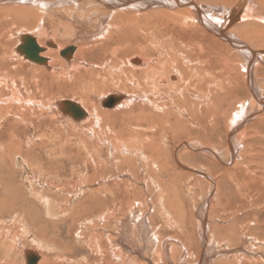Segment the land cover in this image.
<instances>
[{"label": "rangeland", "instance_id": "rangeland-1", "mask_svg": "<svg viewBox=\"0 0 264 264\" xmlns=\"http://www.w3.org/2000/svg\"><path fill=\"white\" fill-rule=\"evenodd\" d=\"M204 1L208 6L210 5L209 2ZM218 6L219 8H224L223 11H225V9H229L230 5L223 6L219 4ZM24 27H16L13 30V35L9 38V46L11 48H14L16 44H20L21 40L18 37L17 30ZM176 30L174 32L177 37L183 38L185 42L188 41V38L193 37L191 31L183 37ZM50 31L52 32V30ZM69 31L71 32L68 33L69 35H62L64 34L62 32L61 34L52 33L45 36L36 34L40 37L42 43L51 39L55 44L60 43L64 47L80 46L83 45L82 42H95V37H92L91 34L79 39L72 33V29ZM197 33L200 36L198 38L195 35V39H200L201 33ZM142 34L145 36L144 33ZM232 34L236 33L233 32ZM136 37L138 38L135 39L134 45L126 50L119 51L118 62L119 60H124L128 63L130 57L138 54L144 55L143 57L145 58L152 57V60L156 57L153 63L155 65L160 64L159 68L161 69L167 68L169 70L173 67L174 61L183 59V57L179 56L180 54L185 53L186 56L184 55V57L191 59V61L195 59L191 55L189 45H186L184 52H182L180 48L184 45L177 38L175 41L177 40L178 42H172L170 46L167 45L169 46L167 50L166 48L164 49L165 46L161 47L158 45L159 43L154 42L152 43L153 45L148 46L150 48L144 49L145 53H142V48L137 45L139 44L142 47L140 43L143 45L144 41L142 40L144 38L142 39L141 36ZM243 37L246 41L249 38L248 44L250 43V47H253L254 38L244 34ZM236 39L242 44L246 43L240 37L237 38L236 36ZM180 40L182 41V39ZM205 40V45L208 44L205 48V57L216 56L217 53L228 55V52L226 53V50L221 48L222 45L220 43L215 44L206 38ZM124 41L122 45L128 42L126 39ZM175 49L180 51L177 52ZM262 50H264V47ZM101 53V50L96 48L89 54V58L85 60L94 62L93 64L95 65L90 66V68L93 71L100 69L98 72L102 74L95 76L93 79L94 85L93 83L90 85L87 82H85V85L81 83H78L79 85L72 84L71 76L65 74H60L58 82L55 83H52L51 79H49L48 87L46 86L43 90L34 87V83L31 84L30 82L29 85L32 87H29V90L20 85L21 93L19 94L40 97L38 101L41 102V106L45 103L47 107H34L36 109L34 111V108H31L32 106H25L20 111V117L16 116L17 111H11L14 115L7 117L8 123L0 128V142L4 143L7 138H10L11 134L15 135L16 142H20L23 145L22 149H11V159H0V161H3L4 167L9 166L4 168V174L15 175L16 182L18 181L21 184L19 188L16 187L10 190L9 194L5 196V203L0 197V264H27L26 257L30 254L39 258H49L48 264H173V262L176 264H200V262L202 264H264V182L250 184L252 187L248 190V181L252 180L251 177L248 178V171H252L249 168L253 167L252 169H254L256 164L255 169L251 173L255 172L259 176L262 173L264 174V87L258 90V96L261 98V103H263V107L261 106L260 110L257 108L258 102L256 100L254 102L252 95L249 96V89L248 93H246L243 84L239 88H234L233 84H230L229 71L227 72L228 66L225 63H221L220 60L214 58L215 60H213L212 64L215 63V65L210 64L206 65L207 67L205 65L198 67L201 70L203 69V71L200 69L196 70L198 73L200 71L199 75L201 76L199 77L194 73L196 65L185 59L184 65L193 68L191 74L193 79L191 77L190 81L186 80L189 90L187 92H184L183 89L174 91L170 85L172 86V83L176 81H170V83L164 84V87L163 84L157 83V86H161L158 93L153 91L150 81H144L145 86L141 85V83L137 84L133 74H131L132 72L124 71L127 67H131V64H129L131 66H127L126 62L121 61L117 63L116 69H112L115 66L113 64L115 61L111 58V54ZM244 53L248 54L245 50ZM170 55L172 56L171 59ZM256 55L259 58L258 64H264L262 54L257 53ZM106 56L107 58H105ZM167 56L169 60L165 59ZM247 56L249 58V54ZM232 58L233 64L236 66L237 63L238 65L241 64L239 67L237 66L238 76L245 78L247 70L243 64L244 60L236 55L233 58L234 60ZM256 59L254 60L255 65L251 69V81L257 84L256 78H258L260 80L263 79L261 83H264V68L263 71L256 72V66H258ZM13 62L17 64L18 59H13ZM104 63L106 65L109 64L112 68L109 65L105 66ZM220 64L221 66H219ZM263 64L260 65L262 66ZM23 65L21 69L24 71L28 69L29 77H31V73L35 69L26 64ZM79 67L85 68L86 66L79 65ZM75 70L77 71V69H73V71ZM111 71L112 73H110ZM84 73L86 75L82 79L89 80L87 77L90 76L85 71L82 74ZM255 75L256 77H254ZM239 77L237 82L240 84L242 80ZM123 81L126 82V85ZM197 81H199L200 85H198ZM210 81L214 83V87ZM128 83L130 85H127ZM186 83L183 82V86ZM210 83L211 85H209ZM223 84H227L225 87H231V89L221 88ZM79 86L80 90H77ZM192 88L196 89V91ZM148 89L149 92H146ZM120 92L128 93L134 97L130 101L131 106L118 107L114 110L100 107L103 110H96V112L103 114V117L97 123H90L91 121L87 120L90 116L86 117V115L84 116L86 122L79 121L82 117H70V115L67 117L63 113L61 106L55 105L61 104L63 101L75 102L81 108L82 104L87 106L93 102L100 105L104 95L111 93V95H117ZM143 92L145 96L150 98L151 102L145 98L138 97ZM179 92L180 95L178 94ZM160 93L162 94L159 95ZM167 93L169 94L168 96ZM176 97H178L177 101L175 100ZM196 101L200 102L199 108L194 103ZM219 101H221V104ZM53 103L56 107L53 106ZM164 103L167 104L165 105ZM138 105L139 108H136ZM163 105H165V108ZM186 105L190 106V108L188 109ZM162 107L165 109L163 113ZM167 107L171 109H167ZM147 108L155 110V112L153 111L154 119L161 118V115L162 118H165L166 115V125L171 127V129H166L164 133L166 136L161 141L162 147L160 146L155 152L154 150L151 152L148 149L150 147H147L146 154H153V157H159L160 161L158 163H151L147 160V157H142L145 156L144 151H142L143 155L138 156L139 159L129 150L127 151V145L117 146L115 144V139H120L115 131L119 130L122 133L124 132L123 137L127 138L128 142L132 143L133 141L135 143L137 141L136 143L138 144L142 140L143 142L140 141L139 146L141 145L144 149H146L145 146H150L151 140L146 137L147 133L151 134L155 130L160 133V127L151 129L150 126H147V121L141 120L142 122H140V118L137 119L135 116L136 114L151 113ZM141 109L146 112H141ZM179 109L183 111L181 112ZM114 111H117V113L122 111L124 117L111 116ZM189 111L190 114L193 113L197 116H190L188 114ZM246 111L248 113L254 111V113L250 114L242 125L241 117H246ZM171 114L174 115L172 116ZM217 116L220 118L218 119ZM122 120H124V123L121 122ZM180 123L184 125L182 124L181 126ZM14 125L18 127L16 131L12 130ZM189 125L191 127H188ZM139 130L143 132L141 133ZM138 132L143 134L137 135L139 141L136 136ZM40 133H44L41 134L43 136L42 139L37 137ZM47 133H52V137L49 138L46 135ZM227 133L229 138H231V144L236 153L234 162L227 159L230 156L227 147ZM132 136L133 138H131ZM134 136L137 139L135 141ZM144 137L146 138L143 139ZM183 143L190 144V146L194 145L196 149L185 148ZM53 145H55L57 153L52 154L49 148H52L51 146ZM198 146H208L214 149L218 157L214 156V158H211L212 154L208 150L198 151ZM14 150H20V154L15 153ZM176 156L183 165L175 160ZM24 158H28L35 163L38 170L27 165ZM128 158L131 159V162ZM133 158L134 160H132ZM23 160L24 165L22 164ZM52 161L55 162L50 163ZM127 161L130 164H127ZM236 161L243 163H238L236 167H233ZM252 161L255 163H252ZM9 162L11 163L9 164ZM130 165L133 167L130 168ZM161 166L166 167V169L162 170ZM194 170L199 172L197 173ZM200 172L210 175L217 186L215 184L213 186L212 182L210 183L209 179L200 174ZM89 175L95 178L91 180ZM93 175L95 176L93 177ZM62 184L65 185L63 186ZM152 185L153 187L151 188ZM16 190L18 191L16 192ZM211 191H213L212 195ZM207 200H209V205L205 211ZM116 204H118L117 207H115ZM206 213L208 216L205 228L207 242L203 243L204 229L201 226V222L202 217ZM46 220L48 223H46ZM50 221L51 223L53 221V225L49 223ZM104 226L110 229H106ZM119 228H121V231L124 229L125 233H128L126 229L132 230L130 238L126 237L123 246L118 242L112 243L110 240L111 237L116 236L115 233L119 231ZM132 236H135V239L143 243L144 250L136 249L138 245H132ZM101 243L104 246L103 250L98 247V244ZM102 251H104L103 254ZM166 252H168L167 256Z\"/></svg>", "mask_w": 264, "mask_h": 264}, {"label": "bare ground", "instance_id": "bare-ground-1", "mask_svg": "<svg viewBox=\"0 0 264 264\" xmlns=\"http://www.w3.org/2000/svg\"><path fill=\"white\" fill-rule=\"evenodd\" d=\"M206 1L209 2V4L211 6L210 5L208 6L204 0H0V128L2 127V125L6 126V124L8 123L7 117H10V115H14V113H12L11 111H17L16 116L20 117V114H21L20 111L25 106H32L31 108L42 107V106L47 107V105L45 103L41 106V102L38 101V100H40V97L38 98L35 96H31L32 97L31 98L30 95L23 96V95L19 94V93H21L20 92L21 91L20 85L24 86V88L26 90H29L28 88L32 87L31 85H29V82H30L31 84L34 83L33 84L34 87H36V88L38 87L40 90L41 89L43 90V88H45L47 86L49 79H51L50 81L52 83L58 82L57 80H59L58 76L60 74H62V75L65 74L67 76H71L72 84L79 85L78 83H81V84L85 85V82H87L88 84L92 85L93 79L95 78V76L96 75L100 76L102 74L98 72V70L100 71V69H97V71H93V69L90 68V66L95 65V64H93L94 62L85 61L86 58H89L88 57V56H90L89 54H91V52L93 50H96V48L97 49L99 48L103 54H107V53L111 54V58L113 59V61H115L113 63L115 66H113V68H112L109 64H107V65H109L112 69H116L115 67H116L117 63L124 61V60H119V62H118L119 51L123 50V49L126 50L128 47L130 48L132 45H134L135 39L138 38L136 36H141L142 39L144 38L142 40V41H144L143 42L144 46L142 45V43H140V45L142 47H140L139 44L137 45L139 48H142L141 49L142 53L143 52L145 53L144 49L146 50L147 47L149 45H153L152 43H154V42L159 43L158 45H160L161 47L165 46L164 49L166 48V50H167V47H169L172 44V42L177 43L179 41V42H182L184 45V46L181 45L182 47L180 48L182 50V52H184L183 50H184L185 46L189 45L190 46L189 48H191V49H189V48L188 49L191 51V55H193L195 58L193 61H191V59L189 60L186 57H184L185 53L182 55L180 54L179 56L183 57L184 60L181 59V61H180V59H178V61H174V65H172L173 67L168 70L167 68L161 69V68H159L160 64L155 65L153 63L154 59L156 57L152 60L151 59L152 57H149V56H148L149 58H147V57L145 58V57H143L144 55L141 56L138 54L135 56H132L128 59V63H127V61H124V63L126 62L127 66L132 65L131 67H127L124 71H127L128 73L132 72L131 74H133V77L135 78V81L137 82V84L141 83V85H144L145 82L150 81L152 84L151 87H152L153 91L158 92V91H160L161 86H157V83H160V85L163 84V87H164V84L170 83V81L171 82L176 81V82L172 83V86L170 85L171 89L174 91H176L178 89H183L184 92L185 91L187 92V90H189V87L187 86L186 80H189V81L191 80V77H192L191 74H192L193 68L188 67V66L186 67V65H184L185 59L188 60V62L190 61V63H194V65H196L194 73L200 77L201 76V75H199L200 71H199V73H198V71H196L197 69L198 70L200 69L198 67H202L204 65L205 66L210 65L214 62L213 61V60H215L214 58H216V59L220 60L221 63H225L228 66L227 72L229 71L228 75H230V76H228V77L230 80V84H233L234 88H236V87L239 88V86L242 87L241 84H243L244 89L246 90V93H248V89H249V91H250L249 96L252 95V98H254L253 99L254 102H255V100L258 102L257 108L260 109L261 106L263 107L262 104L264 102L261 103L262 101L260 100L261 98L258 96V90H260V88L263 89L264 83H261V81L263 82V79L260 80L258 78H256L257 84H254L255 82L251 81L252 80L251 79V74H252L251 69H252L253 65H255L254 64L255 58H257L256 59L257 64L259 62V60H258L259 58L256 55L257 53L262 54V56L264 57V50H262V48L264 47V0H206ZM219 4L223 5V6L224 5H230V6L228 7L229 9H225V11H223L224 8L223 9L219 8V6H218ZM211 7H212V9H211ZM22 26H25V27L23 29H18V30L16 29L18 32V37L21 40V42L19 45L16 44L14 48H11L9 46V38L13 35V30L16 27H22ZM177 28H178V30H176ZM70 29L73 30L72 33L75 34V36L79 39L84 38L85 36H89V34H91L92 37H95V42H93V43L82 42L83 45H80V46H75V47L66 46V47H64V45H61L60 43L55 44L51 39L49 41H45L44 43H42V41L40 40V37H38V35L45 36V35L52 34V33L61 34V32L64 33L62 35H69L68 33H71L69 31ZM50 30H52V32ZM174 30H176V32L178 34H181L183 37L186 36V34L191 31L193 34V37L188 38V41L185 42V40H183V38L177 37ZM34 31H35V33H34ZM86 32H90V33H86ZM197 32L201 33L200 39H195V35H197L196 37L200 36ZM233 32L236 34L233 35L232 34ZM31 33L32 34L34 33V34L32 35ZM36 33H38V35ZM142 33H144L145 36ZM243 34L250 37V38H254L255 42L254 43L252 42V46L255 48L250 47V45H249L250 43L248 44V40H250V39L248 38V40L246 41L245 38L243 37ZM236 36H237V38L240 37L241 39H244L245 40L244 42H246V43H243V44L240 43L238 41V39H236ZM29 38L34 39L36 42V45L40 48L38 55L41 58L45 59L43 62L33 60L30 56L26 55L27 50L29 49L30 46L35 47V45L32 42L28 41ZM176 38H177V40L179 39L178 41L176 40L177 42L175 41ZM205 38L212 41L215 44L220 43V45H222L221 48L225 49L226 53L228 52L227 53L228 55L218 54L216 51V53H217L216 56L205 57L204 56L206 54L205 48H206V45H208V44L205 45V41H206ZM125 39L128 42H126L127 44L122 45L123 41ZM180 39H182V41ZM25 44H27V48L25 47ZM55 45H57V46H55ZM167 45H169V46H167ZM49 46H51V47H49ZM137 46H135V47L138 48ZM175 46L177 47V45H175ZM214 46H216V45H214ZM257 46H258V49L256 50ZM148 48H150V47H148ZM177 48H179V47H177ZM73 49H75V50H73ZM154 49L157 50L158 47H157V49L156 48H154ZM171 49H172V47H171ZM219 50H220V48H219ZM244 50L246 52H248L249 58L247 56L248 54L244 53ZM172 51H174V50H172ZM179 51H177V52H179ZM190 51H188V52H190ZM177 54H179V53H177ZM210 54H209V56H210ZM202 55H203V57H205V59H203ZM235 55L238 57H241V59L244 60L243 64L245 65L246 70H247L246 76L244 75L245 78H240L237 74V72H238L237 66L239 67V65H241V64L238 65V63H237V66L235 64H233V61L231 60V58H232V56H233V58H235ZM105 58H107V56ZM171 58H172V56L170 57V59ZM13 59H18V63L17 64L14 63ZM165 59L169 60L168 56ZM173 59H177V58H173ZM260 59H263V58H260ZM163 61H164V59H163ZM239 61H241V60H239ZM164 63H165V61H164ZM23 64H26V65L30 66L31 68L33 67L35 69V71H37V70L38 71L37 72L33 71V73H31L32 76L29 77L30 74H29V71H27L28 69H26V71L21 69V66H24ZM100 64H101V61H100ZM129 64H131V65H129ZM260 64H263V63H260ZM260 64H258V66ZM79 65H85L86 67L80 68ZM107 65L105 64V66H107ZM118 65H120V64H118ZM212 65H215V63ZM100 66H102V65H100ZM161 66L163 68L162 64H161ZM219 66H221V64ZM258 66H256V72L257 73L261 72V70L263 71L264 64L262 66L260 65V67H258ZM216 67H218V66L216 65ZM242 68H240V69H242ZM73 69H77V71L76 70L73 71ZM94 70H95V68H94ZM206 70H207V68H206ZM83 71H85L90 76V77H87V78H89V80L82 79V77L84 75H86L85 73L82 74ZM201 71H203V69ZM209 72H211V71H209ZM223 72H224V70H223ZM110 73H112V71ZM194 73H193V75H194ZM125 74H126V72H125ZM238 77L242 80V83H240V84L237 82ZM254 77H256V75ZM196 78H198V77H196ZM212 78H215V77H212ZM212 78H211V81H212ZM221 78H222V75H221ZM192 79H193V77H192ZM214 80H216V79H214ZM214 80H213V82H214ZM246 80H248V81L246 82ZM124 81H126V80H124ZM135 81H134V84H135ZM179 81H181L180 84H178ZM182 81L186 83L185 86H183ZM201 81H203V80H201ZM224 81H225V79H224ZM197 82H198V85H200L199 81H197ZM213 82H211V83L213 84V87H214L215 82L214 83ZM113 83H115V82H113ZM211 83L209 85H211ZM40 84H41V86H40ZM94 84L95 83H93V85ZM124 84L126 85V82H124ZM195 84H194V86H195ZM227 84H223L224 86L222 85L221 88L225 89L226 88L225 85H227ZM62 85H63V83H62ZM127 85H130V84L128 83ZM141 85H139V86L141 87ZM219 85H221V84H219ZM68 88H69V86H68ZM78 88L79 89H77V90H80V86ZM194 88H192V89H194ZM221 88H220V90H221ZM227 88L231 89V87H227ZM227 88H226V90H227ZM47 89H49V88H47ZM86 89H87V87H86ZM198 89H199V87H198ZM209 89H210V87H209ZM166 90H167V87H166ZM194 90L196 91V89H194ZM169 91H170V89H169ZM174 91H173V93H174ZM216 91H218V90H216ZM141 92H142V90H141ZM146 92H149V89ZM221 92H222V90H221ZM91 93H92V91H91ZM261 93H263V91H261ZM3 94H6V95H3ZM111 94L104 95L102 97L103 100H102V103H100V105H99V103L93 102L87 106L82 104V108H81L78 104H76L74 102L78 107H80L82 109V111H78V112L75 110H72V112L74 114L71 112L70 109H68V110L65 109L66 108L65 107V101H63L61 104H55V105L61 106V108L63 109V113L67 117H69V115H70V117L71 116L77 117V118L82 117L81 119H79V121L80 122H86V120H84V116L86 115V117L90 116L89 118H87L88 121H91L90 123H97L99 121V119L102 120L103 114L96 112V110H100V111L103 109L114 110L115 108H118V107L124 108L126 106H129L131 104L130 101L133 100V98H134L132 95H129L128 93H125V92H120L117 95H111ZM161 94L162 93H160L159 95H161ZM178 94L180 95V92ZM226 94H228V93H226ZM164 95H165V93H164ZM168 95L169 94L167 93V96ZM171 95H173V94H171ZM196 95H198V94H196ZM91 96H92V94H91ZM148 96L150 97V95H148ZM109 97H116L118 100H116V103L112 106L108 105V104L105 105L104 101L107 100V98H109ZM138 97L145 98L147 101L151 102L150 98L145 96L144 92L141 93V95H138ZM165 98H167V97H165ZM169 98H171V97H169ZM177 98L178 97H176V99H175L176 101H177ZM159 100H161V99H159ZM187 100H189V99H187ZM110 101L114 102V99L112 98ZM161 101H163V100H161ZM221 101H219L220 104H221ZM86 102H87V100H86ZM126 103H128V104L124 105ZM194 103L199 108L200 102L196 101ZM156 104H158V103H156ZM172 104H174V103H172ZM55 105L53 103V106H55ZM165 105H163L164 108H165ZM245 105H243V106H245ZM252 105H255V104H252ZM100 107H102L103 109H101ZM180 107H181V105H180ZM186 107L188 109L190 108V106H188V105H186ZM201 107H202V105H201ZM43 108H45V107H43ZM136 108H139V105ZM182 108L184 109L183 106H182ZM147 109H149V111L151 113L143 114V115L142 114H139V115L133 114V115H135L137 117V119L140 118V122H142L141 120L147 121L148 125L146 123L145 124L147 126H150L151 129L153 127L154 128L160 127V130H161V131H159L160 133L156 132V130H155V132H153L151 134L147 133L146 137L148 139L150 138V140H151L150 146H145L146 149L141 147V145L139 146V143L142 140L139 141V137L137 135H139V134L143 135V134H141L143 132L141 130H139V131H141V133L140 132H138L137 134L135 133L137 136V139L139 141L137 144L136 143L137 141L135 143H133L132 140H131L132 143L128 142V139L123 137L124 132L122 133L121 131L115 129L116 130L115 132L118 133V135H119V136L118 135L117 136L120 138L119 139L117 137L119 140L114 138L115 144L117 146L127 145L126 146L127 151L129 150L130 152H132L134 154V156L136 155L137 158H139L140 155H143L142 151H144L145 156H142V157H145V158L147 157V160H149L151 163H153V162L158 163V161H160L159 157H153V154H146L147 153V147H150L148 149L151 152L153 150H154V152L157 151L158 148H160V146L162 147L161 141L163 140L164 136H166V134L164 135V133L166 132V129H171V127L166 125V123H167L166 115H165V118H162V115H161V118H156L157 119L156 120L153 118L155 110L154 109L150 110V108H147ZM162 109H163V107H162ZM167 109H171V108L167 107ZM204 109H206V108H204ZM122 110H125V109H122ZM164 110L165 109H163L162 113L164 112ZM179 110L181 112L183 111L181 109H179ZM220 110H221V108H220ZM251 110H253V109L251 108ZM34 111H36L35 108H34ZM172 111H174V110L172 109ZM176 111H178V110H176ZM3 112H5V113H3ZM42 112H44V111H42ZM121 112L122 111H120V113H117V111H114V113H111V116L113 115L114 117L115 116L124 117L123 112L122 113ZM141 112H143L142 109H141ZM145 112H143V113H145ZM199 112H200V110H199ZM209 112H210V110H209ZM222 112H224V111H222ZM231 112H233V111H231ZM168 113H169V110H168ZM253 113H254V111L251 113L247 112L246 117H243L244 120L242 117H241L242 120L239 119V120L243 121L242 125L247 120V118L250 116V114H253ZM188 114L192 117L197 116V115H194L193 113L190 114V111ZM171 115L173 116L174 114H171ZM136 117H134V118H136ZM217 117H216V119H217ZM236 117H237V115H236ZM219 118L220 117H218V119ZM174 119H176V118H174ZM75 120H77V119L75 118ZM123 121L124 120H122L121 122H123ZM138 122H139V120H138ZM173 122H174V120H173ZM136 123H137V121H136ZM11 124H13V123H11ZM182 124L183 123H180L181 126H182ZM138 125H140V124H138ZM190 125H191V123H190ZM190 125L188 127H191ZM181 126H179V127H181ZM212 126H214V125H212ZM173 127H175V126H173ZM16 129H18V127H16L14 125L12 130L16 131ZM134 129H132V130H134ZM142 129L146 130L144 128H142ZM137 130H138V128H137ZM127 133H128V131H127ZM9 134H10V132H9ZM41 134H44V133L38 134L37 137H40L42 139L43 136ZM46 135L49 138L52 137V133H47ZM150 135H153V136H150ZM136 136H134L135 137L134 141L137 140ZM146 137H144L143 139H145ZM227 137H228V141H227L228 146L227 147L229 149V155H230L227 157V159H230L234 162L236 159L235 149L232 147L231 138H229L228 133H227ZM131 138H133V136ZM148 139H146V140L148 141ZM15 140H16L15 135L10 134V138H7L4 143L0 142V159L1 158L11 159V153H12L11 149H22L23 145L20 144V142L19 143L16 142ZM146 144H147V142H146ZM183 145L185 148H188V149H193V150L196 149L194 145L190 146V144H187V143H183ZM41 146L44 147L45 145H41ZM51 147L52 148H49L50 152L52 154L57 153V150H55V145H53ZM198 147H199L198 151L199 150H208L209 152H211V154H212L211 158H214V156L218 157V154L214 149H212L208 146L207 147L206 146H203V147L198 146ZM14 152L17 154H20V150H14ZM258 154H257V156H258ZM177 158L178 157L176 156L175 160H177L180 164H182L180 162V160H178ZM2 160H4V159H2ZM24 160H25V163L27 162V165L38 170V167H37V165H35V163L31 162L28 158H24ZM24 160L22 161V164H23ZM128 160H130V162H131V159L128 158ZM132 160H134V158ZM230 160H229V162H230ZM53 162H55V161H52L50 163H53ZM130 162L127 161V164H130ZM10 163L11 162H9V164ZM151 163H150V165H151ZM238 163L241 164L243 162L236 161L235 164L233 165V167H236L238 165ZM252 163H255V162L252 161ZM132 165H134V164H132ZM132 165H130V168L133 167ZM255 165H254V169H255ZM4 166L5 165H3V161H0V193H1L0 197H1V200L5 203V200H6L5 196L7 194H9L10 190H12L16 187L19 188L21 184H19L18 181H17L18 183L16 182L15 175L12 174L13 176H11V175H7L6 173L4 174V168L9 167V166L4 167ZM228 166H230V165H228ZM161 168H162V170L166 169V167H164V166H161ZM252 168L251 169L249 168V170L253 171L254 169H252ZM258 168H260V166H258ZM252 171H248V178L251 177V179H252V180L248 181V190L252 187V185H250V184H254L257 182H261V183L264 182V174L263 173L259 176L255 172L252 174L251 173ZM195 172L198 173L199 171H195ZM200 174H202L203 176L208 178L210 183L212 182V185L215 184L214 180L210 177V175H207L204 172H200ZM89 176H90L89 178L91 180L95 178L94 177L95 175H93L94 178H92L91 175H89ZM47 177H49V176H47ZM34 178H37V177H34ZM259 186H260V184H259ZM113 187H115V186H113ZM152 187H153V185L151 186V188ZM63 188H62V190H63ZM17 191L18 190H16V192ZM14 194H15V192H14ZM14 194H11V195H14ZM212 194H213V191H211V195ZM3 195H4V197H2ZM99 196H100V192H99ZM209 200H207V202H208L206 204L207 206L205 205L206 206L205 211L209 205ZM118 201H120V200H118ZM118 201H117V203H118ZM117 206H118V204H116L115 207H117ZM0 210H1V208H0ZM41 218H43V217L41 216ZM41 218H40V220H41ZM44 219H46V218H44ZM47 220H46V223H48ZM207 221H208V216L206 213L202 217V222H201V226L204 229V234H203V240L204 241H203V243H205L206 238H207L206 237L207 234L205 233ZM49 223H51V221ZM52 223H53V221H52ZM52 223H51V225H53ZM54 223H56V222H54ZM48 226H50V225L48 224ZM56 226H54V227H56ZM41 227H43V226L41 225ZM105 227H106V229L109 228L107 226H104V228ZM52 229H53V227H52ZM126 230H128V233H125L124 229H122V231H121V228H119V231L117 230L118 232L115 233L116 236L113 234L114 236L112 235L113 236V238L111 237L112 239L109 237L111 242L112 243L118 242V243H120L121 246H123V243L125 244L126 237L130 238V233H132L131 232L132 230H130V229H126ZM42 232H44V231H42ZM146 237H148V236H146ZM152 237H153V235H152ZM131 239L133 240L132 245H138L136 247V249L139 248V249L144 250L145 247L142 245L143 243L140 242L138 239H135V236H132ZM50 241H52V240H50ZM98 247L101 250H103L104 246L101 243V244H98ZM104 251H105V248H104ZM104 251H102V254L104 253ZM105 253H106V251H105ZM30 255H32V254H30ZM167 255H168V252H166V256ZM102 257H104V256H102ZM118 259H119V257H118ZM169 260H171V259H169ZM49 261H50L49 258H43V257L39 258L38 257L35 264H48ZM26 263L30 264L28 262V257H26ZM150 264H152V263H150ZM173 264H176V263L173 262ZM200 264H202V263L200 262Z\"/></svg>", "mask_w": 264, "mask_h": 264}, {"label": "water", "instance_id": "water-1", "mask_svg": "<svg viewBox=\"0 0 264 264\" xmlns=\"http://www.w3.org/2000/svg\"><path fill=\"white\" fill-rule=\"evenodd\" d=\"M29 42H32L34 45H35V47H29V49L27 50V53H26V55L27 56H30L33 60H37V61H39V62H43L45 59L44 58H41L38 54H39V51H40V48L36 45V42H35V40L34 39H32V38H29V40H28ZM25 47L27 48V44H25ZM20 49V48H19ZM31 49V50H30ZM114 99V102H111L110 100L111 99ZM116 100H118L116 97H109V98H107V100H105L104 101V104L106 105V104H108V105H114L115 103H116ZM65 109L66 110H68V109H70L71 110V112H72V110H75V111H82V109L80 108V107H78L74 102H72V101H65ZM73 113V112H72ZM74 114V113H73ZM36 261H37V258H36V256L35 255H29L28 256V262L30 263V264H35L36 263Z\"/></svg>", "mask_w": 264, "mask_h": 264}]
</instances>
